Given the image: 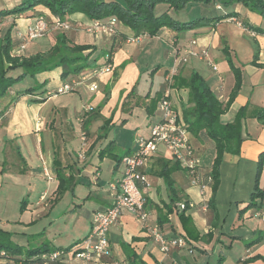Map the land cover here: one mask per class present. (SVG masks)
<instances>
[{
    "label": "crops",
    "instance_id": "1",
    "mask_svg": "<svg viewBox=\"0 0 264 264\" xmlns=\"http://www.w3.org/2000/svg\"><path fill=\"white\" fill-rule=\"evenodd\" d=\"M16 1L19 2V0H8L6 4L10 8L15 5ZM218 6L219 4L215 3V11L222 12L216 16L221 14L224 15L233 11L236 12V15L229 16L219 21L211 22L206 26L191 30L194 34L189 37L186 36V38L181 36L180 33H176L175 31L164 27L160 30L157 36H143L141 39L131 40L129 38L136 36L134 31H132L129 27L122 25L120 22L117 24L119 34L111 37L107 36L108 38H105V36L102 35L101 37L95 39L91 36V34L89 35L85 32H74V35L77 38L83 40L82 43L97 46L101 40L106 46L105 51L111 48H113L114 51L113 71L105 72L101 76L91 77L92 80H96V83L98 82V87L96 89L97 91L95 90L96 92L92 91L95 93H93L88 100H94L95 103L92 106L82 105V107L84 108L86 106H90L91 110L94 111V106L100 107L101 104H105V109L102 110L103 113H98V115L103 114L104 117L108 116L106 119L107 122H105L103 128L107 130L111 125L114 126L119 123H121L123 128L133 125L135 129V140H133L132 146L127 147L123 155H118L117 152H113L112 150V146L117 143L116 138L111 137L107 146H100L98 144L99 140L95 139V134L88 128V121H85L84 127L87 130V134H90V136L88 135L86 138V143L89 145L86 159L87 157L91 159L92 168L89 169V167H85L84 169H79L74 166L72 156L68 148L69 143L67 140L63 139V146L57 149V156L59 158L54 155L52 159V168H54L53 174L46 167L43 170L44 176L51 175L50 177L53 180L55 178L58 179V184L53 194L52 201L57 200L61 195L58 193L60 182L63 187L68 189L72 188V190L75 191L76 176L81 178L82 175L87 176V174L92 173L93 177L90 178V182L93 180L91 183H94V188L99 191V196L97 198L92 197L91 195L82 197L92 199L91 204L88 206L92 209V213L96 210H103L111 207L116 193L114 186L122 177L123 171H120V162L116 161L113 166L116 173H113V178L109 179L108 186L104 188L101 185L102 161L105 159H114V155L121 160L124 156L135 151L136 138L138 136L148 137L150 135L151 126L159 119L157 104L161 96H163L166 88L165 74L173 64L174 58L172 49L174 45H177L182 49L190 48L192 40H197L198 44L196 46L208 48L210 54L209 58L212 64L208 63V59L191 57L188 63L184 65L182 70L179 72L175 87L171 92V99L173 100L174 106L178 109L181 120L187 127L189 125L187 121H189V118H192L191 110L194 103L190 94L189 79L193 72L199 73L206 80L216 97L221 102L224 104L228 102L236 82L235 74L229 64V60H231L232 63L241 71L242 85L232 104H230L221 115L220 121L222 124L235 123L239 111L244 108L243 116L241 118L243 141L241 144L240 154L237 155L226 152L224 154L222 164H240L243 159H248L252 163L258 161L260 154L264 151V124L256 118V113L264 107V33L251 29L250 26L264 29V15L249 10L241 3L228 8L222 5L220 8ZM34 14V16L31 14H22L19 17L20 20L15 19L12 23L10 22V16H7L6 20H4V25H12L15 22V28L17 30L19 29L24 31L22 28L24 26L27 28V26L37 17L36 14L44 15L46 18L48 17V19H53L54 17L49 9L43 6H37L34 9ZM183 17L189 19L191 18V13L187 11ZM70 19L73 21L91 23V20H88L83 14H73L70 16ZM18 21L22 22L23 25H21ZM15 28H13V30ZM176 34L177 37L173 39ZM145 40L148 42H146L143 46ZM17 43H19L18 40ZM162 44L167 46L165 53L168 54L169 62L163 69L164 74L161 77L158 89L143 99L135 100L133 98L129 103L127 98H131L132 96L127 93H129V90H131L134 85L138 83L143 72L147 71L150 74H156L155 71L157 72V70L155 68H157L160 63L153 67L152 70L149 68V64H153L159 59L155 56L157 55V51L161 49ZM226 48L227 52L225 51ZM169 54L172 57L171 59ZM54 70L56 71L57 69ZM87 70L88 69L82 71L79 75L89 73L90 71ZM59 71L61 77L62 69L59 68ZM73 76L74 75H72V77ZM33 80L34 79L30 76L26 77L22 80V82L24 81L26 84H29L28 86L20 89H16V87L13 86L7 95L0 98L1 100L6 99L0 108V116H3L0 124V159L4 154H6V149H14L21 158H24L26 147L23 144V141L20 142L23 135L21 137L16 135L17 133L14 131L16 125L13 124L18 106L21 105L24 111L26 108L30 110L35 107L40 110L41 108L47 106L46 104L50 99L59 95L55 92L57 88L64 84L60 81V84L58 83L56 85L54 91H49L46 96L40 98V96H37L38 92H36L35 87L32 85L31 81ZM84 83L85 82L77 86H82ZM28 89L31 90L27 91ZM75 91H77L76 88ZM119 91H123V95L126 96L124 98L119 97ZM115 97L122 99V105L118 110L112 107ZM124 99H126V101H124ZM36 100L38 101L37 103ZM108 107L109 111L107 113L106 111ZM80 111L81 109L77 107V105H72L65 100L56 101L49 109V113L45 121L41 116L37 117L35 132H41L46 129L56 127V125H61V127H64L65 129L68 127L67 123L70 117L73 114L80 116ZM93 113L96 114L97 112H92V114ZM141 120L144 124L143 134H139L137 131L141 128L138 124ZM4 124H9L11 126L10 129L7 127V130H4ZM144 132H148V135ZM65 133H67V139L72 137V134L68 131V129H66ZM107 136L108 133L106 132L104 136L105 139H107ZM187 136L190 144L196 152V156L198 157L200 170L203 173L211 174L216 155L215 141L207 135L205 130H202L199 133V136L194 135L188 130ZM81 137L82 136L80 135V142L82 141ZM37 143H43L42 136L37 135ZM53 152L54 151H52V153ZM175 163L177 162L173 160L171 154L163 146H161L159 151L149 159L146 171L150 186L144 191L146 198L145 209L149 213L151 222L159 225L161 224V229L168 237L183 236L186 238L187 243H189V246H185L188 251H199L205 256L209 248L215 247L214 242L217 237L215 231L216 229L214 228V220L218 217V215L213 213L212 216H206V214L214 211V208L212 207L215 206L218 188L217 191L213 193L211 185L210 190L205 194V196H203L198 185L190 184L185 170L182 168L174 169L171 176L174 179L175 187L178 190V201L173 203L167 184L161 176V172L166 166L169 168H175ZM1 169L3 168L0 167V171H2ZM29 173H32L31 170ZM95 177L96 180H94ZM13 180L15 184L18 178H14ZM1 182L2 179L0 178V183ZM74 184L75 186H73ZM104 189L108 192L106 196L108 200L101 199L102 197H100V194L103 193ZM262 189L264 192V185L262 186ZM44 192H47V190L41 192L40 198L37 200L36 204L41 205L44 201H46L45 207H48V210H44V208H36L27 212V206L25 205V213H27V216L21 220L24 225L26 224V226H24L25 230H29L34 227L37 222L42 220V218L49 217V215L53 213V209H50L52 201L47 200V197L45 199L41 198V195ZM163 193L167 194V196L164 197ZM205 197L209 199V208L207 211H204L200 207ZM260 200L261 205L258 208L256 207L249 211L250 216H253L257 210V217H255L257 220H255L251 225L254 229L253 233L255 236L249 239V246L247 247L245 254L240 258L238 264H256L258 262H262V264H264V226L261 227L260 225V221L264 223V197ZM181 201H193L197 204V206H199V208H197V211H193V209H188L184 212L180 211L177 209L176 204ZM82 205H85V202ZM77 206H80L79 203H77ZM80 208L81 207H75L68 214H66L67 210L62 211L63 213L61 214L57 213L54 217H50L49 222L52 223L61 218L67 219L66 221H68L74 216L76 217L73 221L75 225L80 222V220L86 221V226L83 229V232L75 234L74 228L72 227L70 229L71 232L67 231V233L62 235L60 233L58 236H55V230L54 233H48L46 236H41L38 246L32 249L39 248L43 251H47L64 248L65 253L52 264H80V262L73 257V250L75 249V246H77L80 241L88 235L93 217V214L89 217H83L84 215H81V213L78 212ZM171 208H173V210ZM178 215L183 216L184 219L180 217L181 220L179 218L175 220ZM86 217L87 220L85 219ZM45 228L46 226L43 227L44 233L50 232V230L47 231ZM38 230L39 231L36 232L30 231L29 233L40 235L42 231H40V229ZM64 235L70 236L71 240L74 238V242L72 244L68 243L69 245L67 246H63L61 243H56L57 240L64 237ZM49 238L52 240H49ZM109 239L113 253L111 258L106 260L105 264H116L122 262H126L127 264H189L186 262L185 247L174 248L169 253H163L158 244L143 230L141 223L127 212L123 213L118 223L111 228ZM196 239L200 240L198 244H195ZM220 240H222V237ZM28 249L31 248H27V250ZM34 259V256H31V264H40V262ZM0 264L5 263L0 260ZM14 264L28 263L17 262Z\"/></svg>",
    "mask_w": 264,
    "mask_h": 264
},
{
    "label": "rangeland",
    "instance_id": "2",
    "mask_svg": "<svg viewBox=\"0 0 264 264\" xmlns=\"http://www.w3.org/2000/svg\"><path fill=\"white\" fill-rule=\"evenodd\" d=\"M8 0H0V8H9L7 6ZM13 1V0H9ZM23 0H19V2L16 1L15 5H18ZM25 1V0H24ZM6 4V5H5ZM41 6V5H40ZM165 5L161 4L158 5L157 10L160 12ZM191 13V18H197L203 15H208V17L216 16L217 14L221 13L222 11H215V4L213 1L210 3L206 2H192L190 3L184 10L179 11L178 13H175L172 11V15H174L178 20L185 21L186 17H183L186 12ZM30 12L25 13L24 15H28ZM20 15H10V22L12 23L15 19H19ZM18 18V19H17ZM48 19V17H47ZM111 19V18H110ZM109 18L106 20H91V23H84L82 21H72L73 27H76V24H81L83 27H92L95 22H108L110 20ZM6 20V18L4 19ZM4 20L2 21L0 25V35L3 36L6 33V30L8 28H15L16 24L15 22L10 25L6 24L4 25ZM20 22V21H18ZM117 20V24H118ZM121 23V22H120ZM21 25L22 22H20ZM122 24V23H121ZM10 26V27H9ZM24 31L26 29V26L22 28ZM19 30V29H18ZM16 28L13 30L11 35V41H12V50H11V56L14 57H22V56H28L37 52H44L49 50L52 45L56 42L57 34L59 33H65L67 38L72 44H85L82 43L83 40L80 38H77L74 35V32H85L87 34H91L92 37L95 39L101 37L102 35L105 36V38H108L107 36H116L119 34L118 28L116 29V33L114 35L103 33V32H95L91 33L88 32L86 29H68V30H62L58 27L51 26L49 29L48 34L38 40H35L27 45V48L24 52H19L18 47L20 43H17V39L15 38V34H17L18 31ZM79 30V31H76ZM194 33L191 32V30H185L183 32H180V35L184 38L192 36ZM145 35V34H144ZM142 36V35H140ZM138 36H134L132 38H136ZM129 38V39H132ZM143 38V37H141ZM148 42L147 40L144 41V44ZM141 44V43H140ZM93 47L92 51L89 55V62L94 63L91 66H88L87 71H91L95 68H98L99 64H103L106 62V56L108 52L110 53V60L113 62V48L105 51V45L103 44V41L100 40L99 44L97 46L91 44ZM177 45H174L172 49V54L174 58V54L176 52ZM167 46L165 44H162L161 49L157 51L156 58H159L155 63L149 64V68L152 70L153 67H155L158 63L159 68L156 74H150L147 71L143 72L142 77L139 79L138 83L134 85V87L129 90L128 95H131V98H127V101H130L134 98L135 100H140L150 93H154L156 89H158L161 77L163 76V69L168 65V54L165 53ZM112 50V51H111ZM147 52V51H146ZM170 56V54H169ZM172 57L170 56V59ZM97 63V64H96ZM209 63V61H208ZM210 64V63H209ZM144 67V65H143ZM184 66H182L183 68ZM146 68V66H145ZM181 68V70H182ZM86 70V69H85ZM180 70V71H181ZM85 71V72H87ZM113 71V68L111 72ZM80 74V73H79ZM79 74H74L73 78L79 80L80 76ZM73 74H69L68 76H61L60 77V71L59 68L55 71L53 70H45L43 72L38 73L35 77H31L34 80L31 81L32 85L35 87L36 92H38L37 96H40V98L46 96L49 91H54L56 85L61 81L62 83H66L67 81H70V78ZM179 75V74H178ZM178 77V76H177ZM177 79V78H176ZM31 80V79H28ZM96 81V80H94ZM93 81L85 82L82 86H77V91L69 92L66 94H59L55 98L50 99L47 106L41 108L38 110V108H32L28 109L26 108L25 111L22 109L21 105L18 106V110L16 111V116L14 119L13 124L16 125L14 131L17 133L18 137H21L23 135V138L20 142L23 141V144L26 147V152L24 153V158H21L14 149H6V154L2 156L0 159V167L3 168L0 171V178L2 179V182L0 183V228L7 231L11 235V240L13 242V245H19L23 247L24 249L27 248H34L37 247L40 241L41 236H46L48 233H54L56 230L55 236H58L60 233L61 235L64 233H67V231L71 232V228H74V233L78 234L83 232L86 221L80 220V222L73 223V221L76 219V217L73 216L72 219H57L55 222L50 223V217H54L55 215L63 213L62 211L67 210L66 214L71 212V210L75 207H81L78 212L81 213V215H84L83 217L92 216V209L88 206L91 204L92 199L82 196L91 195L92 197L97 198L99 195V191L96 190L93 186V184L90 182V178L93 177L92 173L87 174V176H83L81 178L77 177L76 180V186L75 184V191L72 190V188H66L62 194L59 196L57 200L52 201L53 194L55 192L56 186L58 184V179L55 178L54 180L48 175L44 176L43 170L46 167L52 174L54 172V168H52V159L53 156H57V149L61 148L63 146V139L67 140L68 148L72 156V162L74 166H76L79 169H84L85 167L92 168V162L89 157L87 159H81L78 157L79 151L83 147V141L80 142L79 137L82 136V131H85L86 138L90 134H87V130L85 129V121H88V128L93 131L95 134V139L99 140V145L107 146L110 142L111 137L116 138V144L112 146L113 152H117L118 155H123L125 153V150L128 146L133 145V140L135 137V129L133 125L122 127L121 123L115 124L114 126H110L107 130L103 128V125L105 122H107L108 116H103V114L98 115V113H103L102 110H104V105L101 104L100 107L94 106V111L89 110L86 111L82 105H93L95 103L94 100H88L90 96L93 95V93L88 89L87 85L89 86V83ZM176 83V80H175ZM60 84V83H59ZM29 84H26L24 81L17 82L14 87L16 89L24 88L28 86ZM98 87V82H97ZM175 87V85H174ZM13 88V87H12ZM117 91V90H116ZM10 92V91H9ZM8 92V93H9ZM7 93V94H8ZM5 94V95H7ZM117 94V92H116ZM119 97L124 98L126 95H123V91H119ZM127 95V96H128ZM17 100V98H16ZM59 100H65L68 103H71L72 105H77L81 109L80 116H76V114H73L70 119L68 120V127L64 129V127H61V125H56V127L46 129L41 132H35V123L38 116H41L44 121L47 119L49 109L54 105V103ZM6 99L1 100L0 99V108L5 102ZM122 99H119L117 97L114 98L113 101V108L118 110L120 109L122 105ZM126 101V99H124ZM38 101L36 100V103ZM24 111V112H23ZM109 111V107L107 108V113ZM92 112H97L96 114ZM79 117L84 118V122L79 121ZM87 119V120H86ZM141 128H139L137 131L139 134H143V121L141 120L140 123H138ZM4 130H7V127L10 129L9 124H4ZM66 129L70 131L72 134V137L70 139H67V133H65ZM108 133L107 139H105V134ZM14 133V132H13ZM148 135V132H144ZM104 134V136H103ZM37 135H40L43 137V143L39 144L37 143ZM94 139V140H95ZM28 148V150H27ZM86 152L89 148V145H86L83 147ZM54 149V150H53ZM75 150V151H74ZM52 151H54L52 153ZM77 151V152H76ZM58 157V156H57ZM59 158V157H58ZM259 160V158H258ZM116 159H105L102 162L101 165V185L106 188L109 184V179L113 178V173H116L113 166L116 163ZM257 163V164H256ZM258 161L255 163H252L248 159H243V161L240 164H233L230 165L228 163L221 165L220 170V181L218 184V191L216 193V199H215V206L214 211L209 212L206 214V216H212L213 213L218 215V217L214 220V228L216 229L217 237L215 238V247L209 248L207 250V253L202 255L199 251L190 252L186 248V262L189 264H238L240 261V258L245 254L247 247L250 243V238L255 236L253 231L254 229L251 227L253 222L257 220L255 217H257V210L254 213L253 216H250L249 211L254 208H258L261 205V200L263 197L261 195H257L256 198H253V194H257L259 192H262V186L264 185V162H263V168L261 172V180L259 179L258 189H255L256 184V173L258 171ZM28 168V169H27ZM125 169V163L123 161H120V171H124ZM28 170V171H27ZM31 170V174L29 173ZM188 176V175H187ZM14 178H18L17 182L14 184ZM189 178V177H188ZM190 179V178H189ZM96 180V177L95 179ZM190 181V180H189ZM191 184V182H190ZM193 185V184H191ZM88 189V190H87ZM46 192L47 200L52 201L50 209H53V213L49 215V217L42 218L41 221L37 222V224L30 228L29 230H25L24 225L21 220L24 219L25 216H27L25 205L27 206V212L31 209L36 208H44V210H48V207H45L46 201H44L41 205H37L36 202L40 198V194L42 191ZM108 192L106 189L103 190V193L100 194L101 199L108 200L106 197ZM163 196L166 197L167 194L163 193ZM44 198V199H45ZM85 202V205H82ZM186 202V201H181ZM77 203H79L80 206H77ZM179 203V202H177ZM199 206L192 208L193 211H197ZM25 213V214H24ZM87 217L85 218L87 220ZM183 216H176L175 220L181 218ZM184 219V218H183ZM84 220V219H83ZM89 221V220H88ZM261 227L264 226V223L260 221ZM46 226V230L50 232H45L43 227ZM40 229L41 234H30V231H39ZM42 229V230H41ZM59 231V232H58ZM53 235V234H51ZM206 235V234H204ZM222 237V240H220ZM53 238V237H52ZM49 240H52L49 238ZM200 240H195V244H198ZM74 242L71 240L70 236L64 235V237H61L57 240L56 243H61L63 246L69 245L68 243L72 244ZM187 246H189V243H187ZM70 254V253H69ZM204 260V261H203ZM256 264H262V262H258Z\"/></svg>",
    "mask_w": 264,
    "mask_h": 264
},
{
    "label": "trees",
    "instance_id": "3",
    "mask_svg": "<svg viewBox=\"0 0 264 264\" xmlns=\"http://www.w3.org/2000/svg\"><path fill=\"white\" fill-rule=\"evenodd\" d=\"M211 1L227 8L241 3L249 10L264 15V0H23L18 5H13L10 8H0V24L10 15L17 16L30 12L34 16V9L41 5L49 9L54 16L53 19H49L51 23L57 17L72 23L70 16L73 14H83L88 20L116 18L122 25L134 31L136 36L147 34L153 37L157 36L164 27L180 33L236 15V12L233 11L213 17L189 18L185 21H180L172 15V11L178 13L192 2L210 3ZM161 4H164L165 7L158 12L157 7ZM36 16L38 17L40 14H36ZM250 28L264 33L262 28L255 26H250ZM12 30L13 28L10 27L3 36L0 35V98L5 96L17 82L24 80L28 76L35 77L40 72L57 68L62 69V76L74 75L81 73L88 69V66L95 63L89 62V55L93 52L91 44H72L65 33L57 34L56 42L47 51L22 57L11 56L13 47L11 41ZM176 37L177 34L173 39ZM225 51L227 52V48ZM110 53L108 52V54ZM229 61L235 74L236 82L230 99L226 104L216 97L210 85L199 73L193 72L189 79L190 94L194 105L191 110L192 118L187 121L189 125L186 128L196 136H199V133L205 130L207 135L215 141L216 155L211 172L213 193L217 191L220 181V167L223 163L224 154L226 152L240 154L243 141L241 118L244 108L239 111L235 123L222 124L220 121L221 115L232 104L242 85L240 69L231 60ZM158 68L155 69L158 70ZM29 90L31 89L27 91ZM256 118L264 124V107L256 113ZM113 157L118 162L121 161L117 156L114 155ZM263 162L264 151L260 154L258 160L259 167L255 189H258ZM180 168L179 164L175 163V168L166 166L161 172L173 203L178 201V190L171 175L174 169ZM61 184L60 182L58 187L59 194H62L66 189ZM257 195L264 197V192L253 194V198H256ZM171 209L173 210V208ZM184 211H187V209ZM2 250L8 255L6 260H1L5 264L17 262L31 264V256H36L40 251H43L39 248L27 250L19 245H13L10 233L0 228V252Z\"/></svg>",
    "mask_w": 264,
    "mask_h": 264
},
{
    "label": "built area",
    "instance_id": "4",
    "mask_svg": "<svg viewBox=\"0 0 264 264\" xmlns=\"http://www.w3.org/2000/svg\"><path fill=\"white\" fill-rule=\"evenodd\" d=\"M220 7V6H218ZM21 16V15H20ZM1 25V24H0ZM94 26L83 27L63 20L59 17L55 18L51 23L44 15H40L29 24L25 31L18 30L15 38L19 41V52H24L29 43L45 37L51 26L68 29H86L88 32H105L114 35L117 29V19L111 18L108 22H95ZM147 34L132 38L131 40L141 39ZM197 40L191 41L190 48H178L174 54L173 64L165 74L166 88L163 96L157 104L159 119L151 126L150 135L148 137L138 136L136 138V149L134 152L124 156L121 161L125 163V169L122 177L114 186L116 193L111 207L103 210H96L93 214L91 227L88 235L83 238L73 250V257L80 264H105L106 260L112 256V247L110 244L109 233L113 226L120 220L123 213H129L134 216L142 225L143 230L152 238L159 246L163 253H169L174 248L187 246V240L183 236L168 237L160 225L151 222L149 213L145 209L146 198L144 191L150 186L146 166L149 159L159 151L163 146L172 156L180 167L186 171L190 182L200 187L203 196L210 190L213 184V177L210 173L206 174L200 170L198 157L187 136L188 130L186 124L181 120L178 109L174 106L171 99V92L175 85V80L182 68L186 65L191 57L208 59L210 54L207 47L196 46ZM196 46V47H195ZM113 68V62L110 60V54L106 56V62L99 65L98 68L91 70L89 73L82 74L79 80L71 77L62 86L57 88V94H66L75 91L77 85L90 81L91 77L101 76L105 72H110ZM89 83L90 91L97 89L96 81ZM86 111L91 110L90 106L84 107ZM3 116H0V124ZM80 122H84L83 117H79ZM83 147L86 145V133L82 131ZM82 149L78 153V157L85 159L86 150ZM46 192L41 195L44 199ZM197 204L193 201L179 202L176 204L178 210H188L195 208ZM200 207L207 211L209 208V199L205 197ZM65 253L64 248L54 250L40 251L34 260L40 264H52L56 262L61 255ZM7 253L2 250L0 252V260H6ZM12 264V263H6ZM116 264H127L126 262Z\"/></svg>",
    "mask_w": 264,
    "mask_h": 264
}]
</instances>
